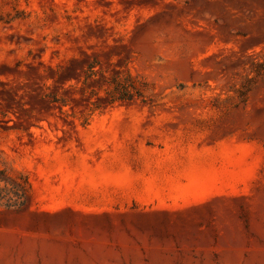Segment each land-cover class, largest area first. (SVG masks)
<instances>
[{
	"label": "rangeland",
	"instance_id": "obj_1",
	"mask_svg": "<svg viewBox=\"0 0 264 264\" xmlns=\"http://www.w3.org/2000/svg\"><path fill=\"white\" fill-rule=\"evenodd\" d=\"M83 52L145 102L63 122ZM0 161V264H264V0H0Z\"/></svg>",
	"mask_w": 264,
	"mask_h": 264
},
{
	"label": "trees",
	"instance_id": "obj_2",
	"mask_svg": "<svg viewBox=\"0 0 264 264\" xmlns=\"http://www.w3.org/2000/svg\"><path fill=\"white\" fill-rule=\"evenodd\" d=\"M72 79L75 83H71ZM147 86L142 77L133 75L127 67L104 69L95 55L83 52L71 58L68 64L60 65V98L52 97L49 103L60 102L63 122L74 125L75 120H80L83 126L94 113L135 100L145 102ZM240 94L243 98L244 93ZM31 199L28 177L0 161V209H23Z\"/></svg>",
	"mask_w": 264,
	"mask_h": 264
}]
</instances>
